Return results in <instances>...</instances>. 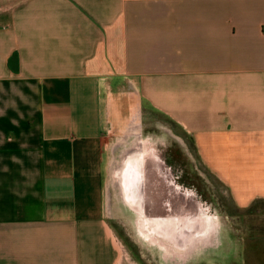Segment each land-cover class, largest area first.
<instances>
[{"label": "crops", "instance_id": "1", "mask_svg": "<svg viewBox=\"0 0 264 264\" xmlns=\"http://www.w3.org/2000/svg\"><path fill=\"white\" fill-rule=\"evenodd\" d=\"M127 92L264 199V0H25L0 12V264H141L106 214ZM156 238L152 264L194 252Z\"/></svg>", "mask_w": 264, "mask_h": 264}, {"label": "rangeland", "instance_id": "2", "mask_svg": "<svg viewBox=\"0 0 264 264\" xmlns=\"http://www.w3.org/2000/svg\"><path fill=\"white\" fill-rule=\"evenodd\" d=\"M24 1L0 0L1 14H7L14 7L22 5ZM3 17L5 18L6 15ZM121 95L123 97L120 99L124 102L118 100L116 104L118 106L123 104L120 105L121 112L125 115L111 119L104 134V167L107 168L106 214L124 239L132 258L140 261L141 264H152L156 261V246L153 243L149 245L140 238L136 229L137 216L121 197L118 201L119 197L113 190L111 178L112 168L119 159L120 151L124 149L121 146L124 137L141 133L144 138H149V144H153L152 147L156 150L154 152H157L162 161L170 162L167 164L168 167H172L170 171L172 177L179 183H184L197 196H201L209 212L218 218L215 221L218 229L221 226L228 234L225 237L221 236L220 231L218 232L217 247L221 249L222 246L228 245L229 257L224 255L220 257L219 254L211 252V249L201 253L203 259L211 262L199 264H264V199H255L247 205L239 204L232 189L225 185L203 161L191 135L164 114L153 111L135 99L131 96L132 93ZM153 140L156 142L154 143ZM143 141H140L143 144L136 142L137 150L139 148L145 150V146H149L144 144L145 140ZM129 151L124 153L122 161ZM211 238L213 239L212 236Z\"/></svg>", "mask_w": 264, "mask_h": 264}, {"label": "flooded vegetation", "instance_id": "3", "mask_svg": "<svg viewBox=\"0 0 264 264\" xmlns=\"http://www.w3.org/2000/svg\"><path fill=\"white\" fill-rule=\"evenodd\" d=\"M145 160L146 158L141 155V152L136 150L134 153H128L120 165V167H129V169L134 167V171H126L128 176L133 175L129 176L131 180H135L137 177V167H145L143 176L145 182L144 204L142 207H139L143 213L144 221H146L149 226H151L150 222L152 224V221H159L160 228H150L151 231L157 235H164L163 233L165 230L162 229V227H166L167 229L171 227L172 231L179 230L181 227L186 229V222L190 221L192 213L201 216L195 204L191 201H187L186 197L183 195L185 194V190H188L187 186H185L184 183H179L172 177L170 172L172 171V167H168L170 162L167 161L168 164L167 162L155 164L154 162H158L155 157H150L147 158L146 161ZM134 172H136V175H134ZM124 175L125 172H123V176ZM138 181L139 178L136 179L137 183ZM171 181H176V186L180 188L182 194L174 195L175 185L172 186ZM198 197L201 199V196ZM200 199L199 201H202V199ZM187 238L188 236H183L175 239L177 245L184 244ZM201 238L206 239L205 237ZM182 247L184 248L185 246L183 245L179 248ZM189 247L190 246H187L185 248L187 249Z\"/></svg>", "mask_w": 264, "mask_h": 264}, {"label": "water", "instance_id": "4", "mask_svg": "<svg viewBox=\"0 0 264 264\" xmlns=\"http://www.w3.org/2000/svg\"><path fill=\"white\" fill-rule=\"evenodd\" d=\"M139 151L141 152V155L146 158V160H147V158L155 157L156 161H158V162H154L155 164L156 163L161 164L163 162L162 159L154 151L142 150L141 148H139ZM130 153H132V151ZM133 153H134V151H133ZM152 155H154V156H152ZM128 169H129V167H120L119 168V172H118L119 184L121 185V187L125 191L124 195L126 196V201L128 202V204L132 208H134V210L138 211L139 214L142 215V218H143V213L141 212V209L139 207H142L144 204V197H145L144 185H145V182H144L143 176H144L145 167H137L136 179L139 178L138 183L136 182V179L135 180L130 179L129 176H133V175L128 176L126 174V171H131V170L134 171V167H132L129 170ZM123 172H125L124 176H123ZM136 172H134L135 173L134 175H136ZM171 182H172L171 183L172 186L175 185L174 195L175 194H177V195L182 194V192L180 191V188L176 186L177 185L176 181H174V182L171 181ZM184 193L185 194H183V195L186 197L187 201H189V202L191 201L193 204H195V207L199 209L201 216H198V214L192 213L190 221L186 222V224H187L186 229H183L181 227L179 230L172 231L171 227L169 229H167L166 227H162V229H164L165 231L168 230L167 232L164 231V233H163L164 235H157L156 233L154 234L151 231V234L154 237H158V238L170 243L171 245L175 246L176 248H179L183 245L185 247H187V246L192 247L193 245L196 244V242L198 240L202 239L201 237L209 238L210 232L212 230L211 221L209 220L210 218L208 215L209 210L205 206L204 202L199 201L200 197H198L197 194H194V192H192L189 189L185 190ZM146 224H147V222H146ZM150 225H151L150 228H157V227L160 228L159 227L160 226L159 221H152V224L150 222ZM183 236H188V238L185 240L184 244L177 245V243H176L177 241L175 239H177L178 237H183Z\"/></svg>", "mask_w": 264, "mask_h": 264}, {"label": "bare ground", "instance_id": "5", "mask_svg": "<svg viewBox=\"0 0 264 264\" xmlns=\"http://www.w3.org/2000/svg\"><path fill=\"white\" fill-rule=\"evenodd\" d=\"M134 135L129 134L128 136H125L124 141H122V143H121V146L124 149L122 151H120L119 159L115 163V165H114L115 167L112 168L113 174H112V178H111V185L114 187L113 190H115L117 196L119 197L118 201H120V197H121L122 201L124 203H126V205L131 210L133 209L132 211L137 216L136 229H137L138 233L140 234L139 235L140 238L144 239V241L147 242V244H149V245H150V243H153V245L160 246L161 244H163V242L161 240L157 239L156 237L152 236L150 226L146 224V222L142 218V215H140L138 211L134 210V208H132L128 204V202L126 201V196L124 195L125 191L121 187V185L119 184V181H118V179H119L118 178V172H119L120 167L116 168V166H119L122 163V158L124 157L123 156L124 153L127 152L128 150H130L128 153H130L131 151L132 152L136 151L137 150L136 149L137 147L135 145L136 142L140 143V141L145 140L144 144L145 145L149 144V142H148L149 138H144L141 133L138 135H135V138H134ZM153 142L155 143L156 140H153ZM152 146H153V144L150 143L149 146H145V150L156 151ZM133 148H135V149H133ZM155 153H157V152H155ZM208 215H209V218H210L209 220L211 221V225H212V230L210 232V237L208 238V240H206V239L198 240L196 242V244L192 246V250H194V252H191V251H189V252H176L175 258H174V264H189V263L191 264L193 262H196L199 260V258L202 259V254L200 252H203L206 249H212L211 252H214L215 254H219V256L224 255V257H229L230 248L228 245H225V246L221 245L222 246L221 249L217 247V245H218V241H217L218 232L220 231L221 236H225V237H227L228 234L225 231V229L222 228L221 226H220V229H218V226L215 222V221H217L218 218L215 217L212 214V212L208 211ZM211 236L213 237V239L211 238ZM140 238H138V239L141 241ZM195 254H197V255H195Z\"/></svg>", "mask_w": 264, "mask_h": 264}]
</instances>
